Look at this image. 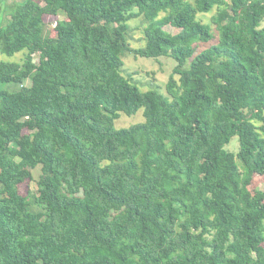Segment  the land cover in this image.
I'll return each instance as SVG.
<instances>
[{
    "label": "trees",
    "instance_id": "obj_1",
    "mask_svg": "<svg viewBox=\"0 0 264 264\" xmlns=\"http://www.w3.org/2000/svg\"><path fill=\"white\" fill-rule=\"evenodd\" d=\"M263 21L264 0H0V53L25 51L0 60V264H264ZM129 53L176 59L167 94Z\"/></svg>",
    "mask_w": 264,
    "mask_h": 264
},
{
    "label": "rangeland",
    "instance_id": "obj_2",
    "mask_svg": "<svg viewBox=\"0 0 264 264\" xmlns=\"http://www.w3.org/2000/svg\"><path fill=\"white\" fill-rule=\"evenodd\" d=\"M216 12V8L207 13H199V18L203 22L211 23L212 15ZM63 15H51L46 14L44 16L45 21V33L54 36L56 34L55 25L58 20L62 19ZM264 26V21L263 24ZM131 31L129 34L132 46L138 48L145 45L144 29L147 24L144 22L143 17L139 16L130 20ZM170 30H174V27L168 26ZM213 31L218 34L216 26L212 24ZM217 39V37L215 38ZM216 41V40H213ZM25 51L18 52L12 56L0 53V60L6 61H21L24 57ZM36 61H38V55H35ZM124 65L122 68L123 74L131 79L132 83L137 84L142 90L146 91L153 88L152 84L158 85L160 89L167 94L166 84L170 79L171 73L177 64L176 59L170 56H162L159 58H148L142 56H136L134 54H127L124 58ZM179 78V75H176ZM8 87V86H4ZM16 88V86H11ZM145 120L144 108L139 109L136 113L128 115L121 112L119 118L115 120V126L117 128L129 127L130 125L143 122ZM27 132V130H25ZM240 148L239 136H233L231 142L227 145V149L238 152ZM33 178L24 181L21 186V192L27 194L28 191L37 193L38 191V178L41 173V166L33 169ZM253 192L264 191V178L259 177L252 186Z\"/></svg>",
    "mask_w": 264,
    "mask_h": 264
}]
</instances>
